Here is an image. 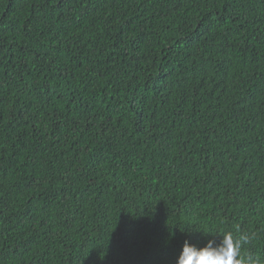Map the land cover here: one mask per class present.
I'll return each mask as SVG.
<instances>
[{
	"label": "trees",
	"instance_id": "obj_1",
	"mask_svg": "<svg viewBox=\"0 0 264 264\" xmlns=\"http://www.w3.org/2000/svg\"><path fill=\"white\" fill-rule=\"evenodd\" d=\"M236 228L264 264V0H0V264Z\"/></svg>",
	"mask_w": 264,
	"mask_h": 264
},
{
	"label": "clouds",
	"instance_id": "obj_2",
	"mask_svg": "<svg viewBox=\"0 0 264 264\" xmlns=\"http://www.w3.org/2000/svg\"><path fill=\"white\" fill-rule=\"evenodd\" d=\"M250 240L239 228L210 237L203 244L185 240L175 264H260L258 257L243 254Z\"/></svg>",
	"mask_w": 264,
	"mask_h": 264
}]
</instances>
